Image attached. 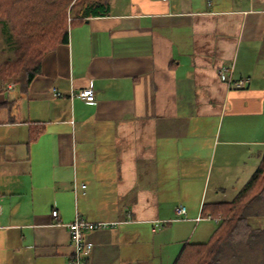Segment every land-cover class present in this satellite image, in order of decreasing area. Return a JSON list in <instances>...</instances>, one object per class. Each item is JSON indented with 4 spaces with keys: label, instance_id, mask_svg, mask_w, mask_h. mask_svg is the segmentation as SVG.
Here are the masks:
<instances>
[{
    "label": "crops",
    "instance_id": "crops-1",
    "mask_svg": "<svg viewBox=\"0 0 264 264\" xmlns=\"http://www.w3.org/2000/svg\"><path fill=\"white\" fill-rule=\"evenodd\" d=\"M263 160L264 0H109L28 92L0 83V264H68L77 217L114 224L89 264H174Z\"/></svg>",
    "mask_w": 264,
    "mask_h": 264
},
{
    "label": "trees",
    "instance_id": "trees-1",
    "mask_svg": "<svg viewBox=\"0 0 264 264\" xmlns=\"http://www.w3.org/2000/svg\"><path fill=\"white\" fill-rule=\"evenodd\" d=\"M108 14L109 0H0V25L4 31L12 28L10 39L15 38L18 44L17 59L0 68V83L28 92L42 72L44 57L68 44L73 25ZM43 130L34 125L29 144L35 143ZM263 199L264 160L234 201L209 206L211 215L220 218L211 239L204 244H187L174 264H223L226 252L243 244L250 253L264 255V231L254 229L248 221L251 208Z\"/></svg>",
    "mask_w": 264,
    "mask_h": 264
},
{
    "label": "built area",
    "instance_id": "built-area-1",
    "mask_svg": "<svg viewBox=\"0 0 264 264\" xmlns=\"http://www.w3.org/2000/svg\"><path fill=\"white\" fill-rule=\"evenodd\" d=\"M227 72H230V70H222V73ZM245 82L246 79H242L237 82H230L229 86L243 88L245 86ZM74 96L88 103L95 102V92L92 88L81 90ZM83 187L85 188V186ZM176 214L179 220H183L187 214V210L185 207H180L176 210ZM52 217L55 219L59 217L57 210L52 211ZM113 225L114 224L109 223H89L80 217H77L73 222L66 224V228L69 231L70 239L73 245V254L70 257L68 264H89L93 246L88 242L86 232L98 228H107Z\"/></svg>",
    "mask_w": 264,
    "mask_h": 264
},
{
    "label": "rangeland",
    "instance_id": "rangeland-1",
    "mask_svg": "<svg viewBox=\"0 0 264 264\" xmlns=\"http://www.w3.org/2000/svg\"><path fill=\"white\" fill-rule=\"evenodd\" d=\"M72 21L71 15L68 16V22ZM12 28L9 26L6 31H4L3 26L0 25V68H3L9 62L16 60L17 55L15 50L18 46L15 38L12 40ZM257 209L258 207L254 205L252 209ZM262 214H254L250 212L249 218L252 217L254 219L249 220L251 225L254 228H260L264 231L261 227V224L264 222L261 221ZM259 217V218H257ZM251 219V218H250ZM241 247V248H240ZM240 247H236L235 249H230L226 252L224 256L223 264H264V255L259 253L258 251L254 254L250 253L248 247L243 244Z\"/></svg>",
    "mask_w": 264,
    "mask_h": 264
}]
</instances>
